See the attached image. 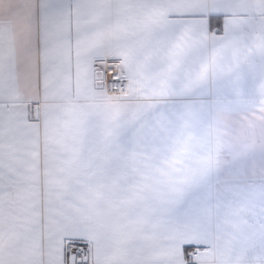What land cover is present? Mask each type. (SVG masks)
Segmentation results:
<instances>
[{
	"label": "snow or ice",
	"instance_id": "1",
	"mask_svg": "<svg viewBox=\"0 0 264 264\" xmlns=\"http://www.w3.org/2000/svg\"><path fill=\"white\" fill-rule=\"evenodd\" d=\"M0 264H264V0H0Z\"/></svg>",
	"mask_w": 264,
	"mask_h": 264
}]
</instances>
